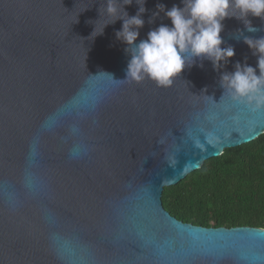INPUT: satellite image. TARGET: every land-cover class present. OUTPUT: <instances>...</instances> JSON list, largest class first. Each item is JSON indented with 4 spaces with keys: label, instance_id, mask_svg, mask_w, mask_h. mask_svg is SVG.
<instances>
[{
    "label": "water",
    "instance_id": "obj_1",
    "mask_svg": "<svg viewBox=\"0 0 264 264\" xmlns=\"http://www.w3.org/2000/svg\"><path fill=\"white\" fill-rule=\"evenodd\" d=\"M104 3L0 0V264H264V228L196 226L162 203L164 188L264 134V108L219 86L237 61L256 67L243 37L264 36V20L249 16V33L225 19L227 65L196 61L160 88L102 73L124 79L129 59L122 21L91 35L109 22ZM158 4L182 7L146 0L137 43L171 26L163 13L148 22Z\"/></svg>",
    "mask_w": 264,
    "mask_h": 264
},
{
    "label": "clouds",
    "instance_id": "obj_2",
    "mask_svg": "<svg viewBox=\"0 0 264 264\" xmlns=\"http://www.w3.org/2000/svg\"><path fill=\"white\" fill-rule=\"evenodd\" d=\"M133 0H105L103 14L109 19L103 27L96 31L93 38L103 35L108 25L122 21L121 28L115 32V38L126 45L124 51L129 57L125 69L124 79H114L116 82L142 83L149 80L157 87L167 88L172 85L183 69L192 67L200 61L211 63L214 71H221L235 55L233 46H223L221 32L223 21L235 18L243 22L249 33L258 29L252 26L249 16L264 20V0H181L182 7L173 5L165 9V5H156V11L149 19V23L163 13L171 22V26L160 24L151 29L145 39H137L140 29L144 27L143 15L146 0H135L138 6L135 15L129 16L125 11ZM100 16V8L98 10ZM97 21V20H96ZM90 23H93L90 21ZM239 40L243 35L239 30ZM243 43L254 56L257 57L256 67L237 61L234 71H222L219 86L229 99L237 104H244L252 111L264 108V36L259 39L243 37ZM202 91H206L202 90ZM222 95V96H223Z\"/></svg>",
    "mask_w": 264,
    "mask_h": 264
},
{
    "label": "trees",
    "instance_id": "obj_3",
    "mask_svg": "<svg viewBox=\"0 0 264 264\" xmlns=\"http://www.w3.org/2000/svg\"><path fill=\"white\" fill-rule=\"evenodd\" d=\"M162 203L173 217L196 226L264 228V134L164 188Z\"/></svg>",
    "mask_w": 264,
    "mask_h": 264
}]
</instances>
